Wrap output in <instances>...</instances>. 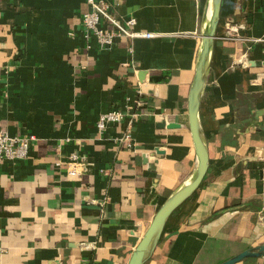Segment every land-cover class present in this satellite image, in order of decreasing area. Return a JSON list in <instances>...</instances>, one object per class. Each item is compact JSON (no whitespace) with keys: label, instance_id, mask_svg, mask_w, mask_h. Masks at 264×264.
Returning a JSON list of instances; mask_svg holds the SVG:
<instances>
[{"label":"crops","instance_id":"1","mask_svg":"<svg viewBox=\"0 0 264 264\" xmlns=\"http://www.w3.org/2000/svg\"><path fill=\"white\" fill-rule=\"evenodd\" d=\"M119 2L156 35L88 46L87 0H0V128L37 138L27 157L0 160V264H127L196 165L188 93L206 0ZM114 107L130 113L135 149L114 141L128 119L97 129ZM263 109L264 0H222L200 107L210 167L145 264H212L264 243ZM72 152L80 174L64 163Z\"/></svg>","mask_w":264,"mask_h":264},{"label":"water","instance_id":"2","mask_svg":"<svg viewBox=\"0 0 264 264\" xmlns=\"http://www.w3.org/2000/svg\"><path fill=\"white\" fill-rule=\"evenodd\" d=\"M221 3L222 0H206L205 2L200 27L201 41L196 59L195 73L188 93V122L196 155V165L188 177L175 187L160 204L156 213L151 217L150 224L133 249L127 264H145L153 256L164 233L168 219L200 186L210 167V152L201 123L200 107L214 58ZM150 81L161 82L162 76L153 75L150 77ZM257 113L263 114L264 109L258 110ZM159 125L167 128L181 126L180 123L173 121L160 122ZM157 199L158 197L155 202H157ZM263 255L264 243H261L246 248L219 264H235L249 257Z\"/></svg>","mask_w":264,"mask_h":264},{"label":"built area","instance_id":"3","mask_svg":"<svg viewBox=\"0 0 264 264\" xmlns=\"http://www.w3.org/2000/svg\"><path fill=\"white\" fill-rule=\"evenodd\" d=\"M89 5L80 17V22L84 28V37L87 45L93 38L101 48H112L121 38L135 39L138 37H152L156 34L148 31H140L135 28L137 18L134 15L124 16L117 12L116 7L119 0L110 2L109 0H87ZM130 50L133 44L129 45ZM125 119L129 120L127 127L114 141L119 145H125L128 149H135L136 141L132 135L130 125L132 117L130 113L120 107L100 113L96 121L99 132L103 133L109 124L121 123ZM35 134H11L7 130L0 128V160H19L29 155L31 147L36 141ZM67 170L71 174H80L84 170L86 158L77 152H72L64 162ZM62 164V161L56 162ZM104 171V170H103ZM94 244H90L93 248Z\"/></svg>","mask_w":264,"mask_h":264},{"label":"trees","instance_id":"4","mask_svg":"<svg viewBox=\"0 0 264 264\" xmlns=\"http://www.w3.org/2000/svg\"><path fill=\"white\" fill-rule=\"evenodd\" d=\"M255 257H257V256H255ZM227 258H229V257L221 258V259H217V260L214 261L212 264H219V263H221L222 261L226 260ZM249 258H254V257H249ZM241 261H242V260H241Z\"/></svg>","mask_w":264,"mask_h":264}]
</instances>
